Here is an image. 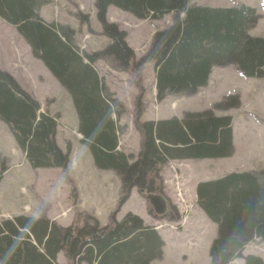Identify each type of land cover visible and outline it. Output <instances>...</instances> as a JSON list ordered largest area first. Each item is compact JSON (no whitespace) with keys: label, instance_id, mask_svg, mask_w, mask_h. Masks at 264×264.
Listing matches in <instances>:
<instances>
[{"label":"trees","instance_id":"1","mask_svg":"<svg viewBox=\"0 0 264 264\" xmlns=\"http://www.w3.org/2000/svg\"><path fill=\"white\" fill-rule=\"evenodd\" d=\"M42 2L0 0V19L16 30L34 59L68 93L80 142L89 150L94 167L115 172L120 179V204L132 189L143 197L163 196L162 170L171 161L232 156L231 117L205 110L184 113L181 120H136L142 140L133 162L118 150L117 121L127 110H118L121 104L111 99L94 65L110 57L116 69L138 74L145 63H153L157 101L196 95L207 86L214 66L235 65L245 77L264 79V38L247 33L259 18L253 8H211L192 0H94L100 35L110 42L102 51L87 53L75 46L73 29L40 17ZM110 6L141 21H160L172 13V23L153 34L150 50L136 60L125 42V32L107 21ZM74 16L80 26L89 24V14ZM141 104L142 100L137 118L143 114ZM56 119L47 111L41 113L37 101L0 70V121L33 169L64 170L69 164L68 154L55 142ZM5 171L0 160V181ZM195 192L198 207L216 225L210 264H230L237 258L244 264H264L257 255H242L255 239L264 241V170L200 182ZM115 214L100 226L92 216L79 213V220L67 228L45 216L0 218V264H57L59 253L71 264H150L161 257L164 241L153 226H146L132 213L120 221ZM165 217L179 219L172 213Z\"/></svg>","mask_w":264,"mask_h":264},{"label":"rangeland","instance_id":"2","mask_svg":"<svg viewBox=\"0 0 264 264\" xmlns=\"http://www.w3.org/2000/svg\"><path fill=\"white\" fill-rule=\"evenodd\" d=\"M93 1L43 0L38 13L45 22L54 21L73 29L74 44L80 52L102 51L110 41L95 33L100 27L95 14L89 18V24L83 26L79 25L74 16L76 13L90 14ZM192 1L197 3V6L212 8L233 7L234 3L247 2L258 9V13L255 10L258 16H262H259L261 19L257 20L247 33L251 37L264 38V0ZM110 14L109 22L125 32V42L134 52L136 60L147 54L151 48L153 34L170 26L173 17L170 13L160 21H141L120 10L115 13L110 10ZM103 39L108 42L104 44ZM94 67L103 80L112 76L111 71L118 77L111 80L113 85H108L107 82L104 84L108 86L106 87L111 99L121 104L118 110L121 107L127 110L117 121L120 128L118 142L121 150L133 157V160L136 159L141 146V135L135 128L136 120L139 123L144 120L158 122L166 116L181 120L184 112L205 110L215 116L231 117V128L235 135L233 155L230 158L210 161L205 159L203 162H195L196 165L191 164V167L186 168V174L189 184L192 185L188 184L185 190H181L180 179L183 175L179 172L180 167L185 166L171 163L167 188L164 191L163 182V196H157L165 201V215L177 214V221H170L165 215L155 214L148 199L141 197L135 190L120 204L121 201L115 199L118 185L113 191L109 181L112 176L103 170H91L92 158L86 146L80 142V135L76 133L78 119L68 93L41 62L34 59L29 46L16 30L0 19V70L9 72L17 85L37 101L41 113L47 111L51 116L57 117L55 142L61 152L69 157V164L64 170H29L24 153L13 142L7 127L0 122V160L6 167L0 187V218L8 219L19 212L35 218L45 216L67 228L79 220V213L92 216L85 207H88L89 202L96 196L108 194L113 201L114 207L111 211L116 213L115 219L120 221L122 216L129 212L144 220L146 226L158 228L157 232L162 237L164 246L161 257L150 264H210L209 247L216 236V225L198 208L193 186L197 181L220 178L229 173H258L264 170V79L245 77L235 65L214 66L209 75L208 86L201 88L194 97H165L166 100L164 98L165 101H159L162 102L159 104L153 96L156 92L153 63H145L138 74L116 69L110 57H104ZM210 77L212 83L209 86ZM141 100L143 114L137 118L135 113L138 112ZM167 118L166 120H170ZM26 169L28 173L24 172ZM14 171L17 172L13 173ZM80 186H88L87 197L81 198ZM99 188L102 192H99ZM104 188H107L106 192L103 191ZM121 193L120 186L119 194ZM8 197L11 199L7 200ZM95 203H98L97 198ZM7 209L13 211H1ZM109 218L110 216L108 222ZM97 222L99 223L98 220ZM59 254L57 264H71L63 253ZM249 254H258L264 261V241L257 239L247 245L242 255ZM230 264L244 262L237 258Z\"/></svg>","mask_w":264,"mask_h":264},{"label":"crops","instance_id":"3","mask_svg":"<svg viewBox=\"0 0 264 264\" xmlns=\"http://www.w3.org/2000/svg\"><path fill=\"white\" fill-rule=\"evenodd\" d=\"M91 1V0H90ZM192 3L193 4H195V5H197V3H195V2H193L192 1ZM239 4H243V5H246V6H249V7H251V8H253V9H255L256 11H257V13H258V9L257 8H255V7H253V6H251L250 4H248L247 2H244V1H240L239 2ZM75 5V4H74ZM81 5H82V3H81ZM234 5H236V3H234ZM230 7V6H229ZM110 10H111V13H115V12H117V10L116 11H114L115 10V8L114 7H112V6H110V7H108V9H107V14H106V18H107V21L109 22V18H111V14H110ZM90 14H91V16H93V14H94V9L92 10V8H91V12H90ZM117 14V13H116ZM258 15V14H257ZM260 16V15H259ZM261 18H262V16H260ZM261 18H259L258 20H260ZM100 32H101V29H98V30H96L95 31V33L96 34H100ZM99 37H102V36H99ZM108 41L107 40H105V39H103V43L105 44V43H107ZM107 45V44H106ZM111 73H112V76L111 77H109V76H107V77H105L104 78V82H107V84L108 85H113L112 84V79H113V77L115 78V79H117L118 77H117V75H115L112 71H111ZM122 78H124V76H122ZM210 83H209V86H210V84L212 83V78L210 77ZM107 86V85H106ZM208 86V85H207ZM108 87V86H107ZM203 89V88H202ZM201 89V90H202ZM200 91V90H199ZM155 95V93H153V96ZM167 98H168V96H167ZM165 100H166V98H165ZM165 100H163L162 102H164ZM157 101V100H156ZM162 102H159V104H161ZM172 117H173V115H171ZM143 117H145L144 115H143ZM168 116H166V117H163V118H161L160 120H166V118H167ZM167 119H170V118H167ZM145 121H149V120H144V122ZM154 121V120H153ZM9 132V131H8ZM76 133H77V131H76ZM10 134V133H9ZM11 135V134H10ZM232 135H233V149L235 148V146H234V138H235V135H234V133H233V131H232ZM12 137V136H11ZM80 138H82L81 136H80ZM12 140H13V138H12ZM141 140H142V138H141ZM13 142H14V140H13ZM15 143V142H14ZM87 149V148H86ZM118 150L119 151H122L121 150V147H120V145H119V142H118ZM87 151L89 152V150L87 149ZM123 152V151H122ZM140 152V151H139ZM124 153V152H123ZM89 154H90V152H89ZM125 154V153H124ZM139 154V153H138ZM138 154H137V156H138ZM125 155H127V154H125ZM233 155V154H232ZM90 156H91V154H90ZM127 156H129V155H127ZM92 158V157H91ZM132 158V161L133 162H135L136 161V159H137V157H136V159H134L133 160V157H131ZM230 158V157H229ZM225 159V158H224ZM208 161H210V160H220V159H207ZM198 161H201V162H203V160H193V159H186V160H175V161H171V162H169V165H167L168 166V168L165 166L164 168H163V170H162V178H163V182H164V191L166 190L165 188H167V182H168V179H169V168H170V166H171V163H175L176 162V166H178L177 164H182V166H185V167H180V169H179V172H180V174L181 175H183V176H181V179H180V184H181V190H185L186 189V187H188L189 185H192V184H189V179L187 178V174H186V168L188 169V167H191V164H195V162H198ZM205 161V160H204ZM92 162H93V160H92ZM25 163H26V166H27V168L29 169V170H32V168L30 167V165L28 164V162L26 161V159H25ZM196 165V164H195ZM92 169L91 170H93L94 172H100V170H97L95 167H94V164H92ZM18 169H21V167H18ZM52 168H48L47 170H51ZM40 170H42V169H40ZM28 170L26 169L24 172H27ZM189 171H190V169H189ZM6 172V171H5ZM15 172H17V171H14L13 173H15ZM106 174H109V175H111L112 176V178L109 180L110 182H111V184H112V189H113V191L115 190V188H116V186L118 185V192H117V194H115V199H119V196H120V194H119V190H120V186H121V183H120V181H119V179H118V177L116 176V174L114 173V172H112V171H104ZM28 173V172H27ZM4 174V173H3ZM167 176H168V178H167ZM2 178L3 179H1V181H3L4 180V176L2 175ZM221 178V177H220ZM211 178H207L206 180H201V181H197V182H195L194 183V191H195V189H196V185L198 184V183H200V182H206V181H213V180H216V179H219V177H215V178H213V179H211ZM1 181H0V187H1ZM117 183V184H116ZM189 184V185H188ZM79 189H81L82 190V193H81V198L82 197H87L88 195H89V192L87 193V190L89 189L88 188V186H85V187H82V186H80V188ZM133 190H135L136 191V193H138L137 192V190L136 189H132L131 191H130V194H132V192H133ZM103 191H107V188H104L103 189ZM99 192H102L101 190H100V188H99ZM196 193V192H195ZM130 194H129V196H130ZM139 194V193H138ZM141 196V195H140ZM148 196V195H147ZM141 197H143V196H141ZM97 198V202L98 203H95V199ZM96 198L95 199H93V200H91L90 202H89V205H88V207H85V210L87 211V212H89V213H91L92 214V216L93 217H95L98 221H99V223H100V225L101 226H105L106 224H108L109 222H108V217L113 213L111 210H112V207H114V205H113V201L112 200H110V198H109V195L108 194H105V195H100V196H96ZM7 200H10L11 198L10 197H8V198H6ZM95 203V207H93V204ZM21 206V205H20ZM27 207V206H26ZM20 208V207H19ZM199 208V207H198ZM200 209V208H199ZM3 213L4 212H7V211H13V210H10V209H7V210H1ZM200 211H201V209H200ZM129 213V212H128ZM201 213H203L202 211H201ZM127 214V213H126ZM125 214V215H126ZM19 215H25L24 213H19L18 212V214L16 215V216H19ZM118 215H120V214H118ZM1 216V215H0ZM25 216H29V215H25ZM33 217V216H32ZM123 217V216H122ZM2 218V217H1ZM116 218H117V216H116ZM140 218V217H139ZM49 219V218H48ZM50 220V219H49ZM118 220V219H117ZM51 221H53V220H51ZM56 222V221H55ZM108 222V223H107ZM143 222H145L144 220H143ZM57 223V222H56ZM57 224H59V223H57ZM158 230V228H156V231ZM255 240H257V239H255ZM254 240V241H255ZM259 240V239H258ZM261 241V240H260ZM257 256H260V255H258V254H256ZM59 257H60V254H58L57 255V257H56V261H57V259L59 260ZM262 258V257H261ZM263 259V258H262ZM58 262V261H57ZM59 264V263H58Z\"/></svg>","mask_w":264,"mask_h":264},{"label":"water","instance_id":"4","mask_svg":"<svg viewBox=\"0 0 264 264\" xmlns=\"http://www.w3.org/2000/svg\"><path fill=\"white\" fill-rule=\"evenodd\" d=\"M146 199L150 202L151 208L155 214H165L166 204L163 198L157 195H148Z\"/></svg>","mask_w":264,"mask_h":264}]
</instances>
